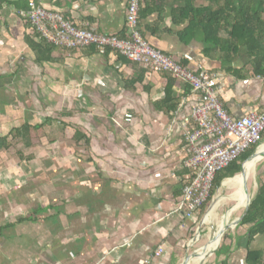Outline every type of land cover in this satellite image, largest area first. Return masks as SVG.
<instances>
[{
  "label": "crops",
  "instance_id": "obj_1",
  "mask_svg": "<svg viewBox=\"0 0 264 264\" xmlns=\"http://www.w3.org/2000/svg\"><path fill=\"white\" fill-rule=\"evenodd\" d=\"M37 1L97 32H126L127 0ZM174 4L168 0L161 16L142 20L149 43L207 70L232 116L261 110L264 75L237 77L219 55L205 53L203 39L182 40L183 26L171 19ZM29 28L14 6H2L0 139L15 143L18 129H39H32L37 145L25 146L24 159L11 155L14 147L0 151V264H183L197 220L181 204L192 88L176 80L178 106L164 113L157 107L167 83L163 72L144 73L141 64L92 48L58 47L50 61L38 63ZM74 124L75 133L90 139L87 146L76 144L75 134L70 140ZM236 227V236L223 238V248L204 264H250V251H264V232L251 238L250 225Z\"/></svg>",
  "mask_w": 264,
  "mask_h": 264
},
{
  "label": "built area",
  "instance_id": "obj_2",
  "mask_svg": "<svg viewBox=\"0 0 264 264\" xmlns=\"http://www.w3.org/2000/svg\"><path fill=\"white\" fill-rule=\"evenodd\" d=\"M139 10L140 0H127L125 37L97 32L86 23L76 24L35 0H29L27 11L21 14L44 41L69 51L81 50L90 44L102 51L110 48L148 71L166 72L176 80L190 84L195 101L189 111L193 127L185 133L190 154L184 161L189 171L182 187L181 204L186 216L197 218L198 211L210 196L216 173L260 139L264 131V106L239 117L232 116L207 70L185 66L149 43L142 35ZM125 119L132 120V115L127 113ZM161 252L162 249L157 255Z\"/></svg>",
  "mask_w": 264,
  "mask_h": 264
},
{
  "label": "trees",
  "instance_id": "obj_3",
  "mask_svg": "<svg viewBox=\"0 0 264 264\" xmlns=\"http://www.w3.org/2000/svg\"><path fill=\"white\" fill-rule=\"evenodd\" d=\"M38 3L37 0H35ZM175 4L171 7V19L176 25H182L178 35L182 40L193 38H201L206 43L205 53L219 55L223 68L231 72L237 77L245 78L251 73L264 75V0H174ZM168 0H140V10L138 14L139 24L142 25V20L148 16L161 14L164 12V6ZM4 4L14 6L19 12L27 11L29 0H0V10ZM39 4V3H38ZM45 8V7H44ZM65 18L73 21L69 13H61ZM29 22V21H28ZM29 35L27 42L36 54V62L42 63L52 59L54 49L63 48L68 51V48L58 46L39 37L36 31L29 23ZM149 28V26L147 27ZM150 29V28H149ZM153 28H151L152 30ZM145 37V32L142 31ZM119 36L125 37L126 32ZM146 38V37H145ZM92 48L98 50L96 45L90 44L81 49ZM111 50L106 48L105 51ZM124 61L135 63V61L127 59L125 56L118 54ZM242 61V65L237 62ZM180 62L185 66L189 65V60L183 58ZM147 69L144 68V73ZM167 78V83L164 89L163 98L157 103L158 109L164 113L177 108L179 96H176L174 83L176 79L168 73H164ZM131 83V81L129 82ZM132 85V84H131ZM187 85L189 90L190 84ZM226 108V107H225ZM32 129L38 127L26 125L23 129H18L14 135L16 140H22L24 146L28 148L37 145L35 137L30 138ZM34 135V134H32ZM74 139L76 144L81 141L85 142V146L89 144V138L83 131H76ZM33 140V141H32ZM33 142V143H32ZM264 142V131L260 139L243 151L229 165L219 170L214 178V186L206 203L200 208L197 214V220L200 221L201 216L207 210L208 206L213 201L214 196L220 188L221 182L227 177H234L242 170L244 162L255 151L259 143ZM14 142H9L8 139H0V151L9 150L15 146ZM18 156L24 159V153L18 151ZM249 161V160H248ZM245 167L247 166V163ZM264 160H261L257 165H261ZM189 171V170H188ZM258 171H262L259 168ZM233 178H228L224 184L230 182ZM258 190L250 202L249 208L242 217L239 224L250 225L248 232L252 237L258 233L264 232V177L258 176ZM210 208L206 215L209 216ZM212 214V212H211ZM207 218V217H206ZM28 219H32L28 217ZM204 222L207 219L204 218ZM238 224V225H239ZM226 233L224 236H227ZM223 248V247H222ZM221 245L219 249L221 250ZM250 264H264V251L252 250L248 258Z\"/></svg>",
  "mask_w": 264,
  "mask_h": 264
},
{
  "label": "rangeland",
  "instance_id": "obj_4",
  "mask_svg": "<svg viewBox=\"0 0 264 264\" xmlns=\"http://www.w3.org/2000/svg\"><path fill=\"white\" fill-rule=\"evenodd\" d=\"M75 128H76V126L74 124V125H71V127L67 129L69 131V135L71 136L70 140L72 139V136L75 134ZM37 137H38V143L40 144L41 140L43 141L44 137H42V134H40V132H38ZM13 147L15 149H11V151H10V152H12L11 155H13L14 152H16V155H17L19 150L24 152V155H25V151H27V153H28V150H29V149H26V147L24 145H21L18 143H15V146H13ZM35 149H34V151H35ZM36 150H38V149H36ZM83 150L88 151L87 153L84 152V155H86L87 158H90L91 153L89 152L88 147H87V149L84 148ZM6 156L10 157V153L6 154ZM259 159L260 160H258V162L261 161V158H259ZM13 160H14V158H13ZM262 160H264V159H262ZM257 163L255 165L254 171H252L253 173L251 172L249 177L247 178V181H246L247 191L245 190V186H242L241 184H238L236 187H227V186H223V185L220 186L219 190L217 191L216 195L213 198L214 201L218 195L221 196V194H226V196L222 197V205L219 207V210H218V218L214 221V224H213L214 214H213V208H211V205L214 202L213 201V202H211V204L208 206L207 210L201 216L200 221H198V223L195 224L196 226L194 228V231L188 240L189 249L186 252L187 254H190L192 256L195 251L199 250L200 248H202L203 246H205L209 242V240L212 237V231L214 230L215 227L218 226V222H219L218 220H220L221 217L222 218L224 217V219L226 220V222H227L226 226L233 225V223L240 217L241 212L242 211L244 212V209L246 207L245 204H247V200H246L247 194L249 195V198L251 199L257 190L258 170H259V168L264 169L263 163L261 165H257ZM239 175H240V173L237 174L236 177ZM209 208L212 210L211 220H210V217L206 215ZM204 218L207 219L206 223L203 221ZM209 220H210V225L208 224ZM234 227L235 226L229 228L225 232V234L230 230V234H228V236L231 234L233 237L236 236V233H238L237 232L238 227H236V228H234Z\"/></svg>",
  "mask_w": 264,
  "mask_h": 264
},
{
  "label": "bare ground",
  "instance_id": "obj_5",
  "mask_svg": "<svg viewBox=\"0 0 264 264\" xmlns=\"http://www.w3.org/2000/svg\"><path fill=\"white\" fill-rule=\"evenodd\" d=\"M264 151V142H262L258 148H257V151H256V154L251 157L247 163V166L245 167L244 169V172L243 173H240L239 176H234V177H229V178H233L230 182L224 184V181L226 179L223 180L222 182V185L223 186H227L229 187L230 185L231 186H237L238 184H241L242 186H245V182L247 181V178L249 177L250 173L252 171H254L255 169V165L256 163L258 162V160H260V154ZM253 173V172H252ZM255 173V172H254ZM226 194H221V196H217V198L215 199V201L212 203L211 205V208H213V214H214V217H213V224H214V221L218 218V210H219V207L222 205V197H225ZM230 215V214H229ZM229 217V216H228ZM218 226L214 228V230L212 231V237L211 239L209 240V242L203 246L202 248H200L199 250H197V252L195 254H193L190 258L187 259V262L185 264H200L205 256V254L213 249L216 244L218 243L219 241V233L221 230H224L226 225H227V222L226 220L224 219V217L220 218V220H218ZM208 224L210 225V220L208 221Z\"/></svg>",
  "mask_w": 264,
  "mask_h": 264
},
{
  "label": "water",
  "instance_id": "obj_6",
  "mask_svg": "<svg viewBox=\"0 0 264 264\" xmlns=\"http://www.w3.org/2000/svg\"><path fill=\"white\" fill-rule=\"evenodd\" d=\"M11 1H14V0H11ZM261 143H259L258 145H257V147H256V149H255V151L250 155V157L244 162V164H243V167H242V170H241V172L240 173H243L244 172V169H245V164H246V162L251 158V157H253L255 154H256V151H257V148H258V146L260 145ZM260 158L261 159H264V151L260 154ZM223 182V181H222ZM222 182H221V184H222ZM245 190L247 191V183L245 182ZM246 200H247V204H245V209H244V212L242 213V215L233 223V225H228V226H226L225 227V229L224 230H221L220 231V233H219V241H218V243L216 244V246L213 248V249H211V250H209L206 254H205V256H204V258H203V260H202V262L200 263V264H204L205 262H206V260L212 255V254H214L215 252H216V250L219 248V246L221 245V243H222V240H223V237H224V235H225V232L229 229V228H231V227H233V226H236L237 224H239V222L241 221V219H242V217L245 215V213L247 212V210H248V208H249V205H250V202H251V199L249 198V195L247 194V198H246ZM213 201H214V199H213ZM212 201V202H213ZM203 221H204V219H203ZM197 251H195L194 252V254L196 253ZM191 257V255L190 254H187L186 255V257H185V260H184V262H183V264H185L186 262H187V259L188 258H190Z\"/></svg>",
  "mask_w": 264,
  "mask_h": 264
}]
</instances>
